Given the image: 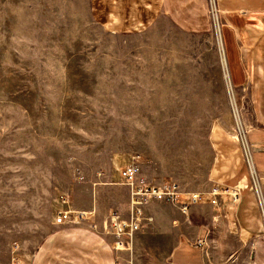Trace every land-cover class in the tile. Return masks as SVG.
I'll use <instances>...</instances> for the list:
<instances>
[{
    "label": "rangeland",
    "instance_id": "1",
    "mask_svg": "<svg viewBox=\"0 0 264 264\" xmlns=\"http://www.w3.org/2000/svg\"><path fill=\"white\" fill-rule=\"evenodd\" d=\"M87 1L0 0V264L27 262L58 226L51 221L64 198L99 215L90 218L95 225L109 212L128 217L118 171L131 155L140 154L154 183L172 180L208 198L222 184L207 179L208 135L228 120L231 135L232 117L211 28L192 36L161 21L111 33L93 21ZM220 22L223 46L221 12ZM221 198L229 199L216 207L201 197L207 206L196 212L204 219L218 209L220 221ZM157 206L143 213L179 212ZM137 232L123 238L124 264ZM198 238L205 250L215 243L214 232Z\"/></svg>",
    "mask_w": 264,
    "mask_h": 264
},
{
    "label": "crops",
    "instance_id": "2",
    "mask_svg": "<svg viewBox=\"0 0 264 264\" xmlns=\"http://www.w3.org/2000/svg\"><path fill=\"white\" fill-rule=\"evenodd\" d=\"M87 2L91 18L107 32L141 33L165 21L187 35L210 33L204 0ZM217 3L223 21V47L232 90L249 129L248 141L255 149L253 161L261 177L264 197V151L261 150L264 146V0H217ZM218 89L222 93L220 82ZM230 129L229 120L210 128L208 142L212 160L207 179L211 183L241 186L237 201L228 208L225 202L229 199L221 198L223 214H217L220 221H215L218 209L212 212L211 218L198 215L196 208L205 206L206 201L205 205L191 204L185 215L161 202L145 203L142 228L134 238L136 251L132 253L131 264H264L261 218L249 188L239 144L229 134ZM201 197L207 200L208 194ZM157 205L179 212L174 215L143 213ZM95 216L99 215L94 214L92 218ZM106 220L97 225L84 222L93 227L83 222L53 226L27 262L23 259L24 264H124L122 249L114 248L115 237L107 229ZM206 230L214 232L215 243L207 245L205 250V244L200 248L194 238ZM219 237H226L228 243H217Z\"/></svg>",
    "mask_w": 264,
    "mask_h": 264
},
{
    "label": "built area",
    "instance_id": "3",
    "mask_svg": "<svg viewBox=\"0 0 264 264\" xmlns=\"http://www.w3.org/2000/svg\"><path fill=\"white\" fill-rule=\"evenodd\" d=\"M205 12L208 19L209 27L214 36L215 45L218 53L220 71L223 78L225 94L228 101V108L232 117V137L238 142L242 155V161L249 178V188L252 190L257 203L259 215L263 226L264 237V197L261 190V177L259 176L253 161L254 147L249 143L247 133L248 126L243 122L241 109L238 107L235 99L229 71L226 64L224 50L221 41V22L220 10L217 0H204ZM264 151V146L261 148ZM143 159L140 154L131 155L126 164L118 171L120 182L128 190V217L121 218L115 212L108 213V220L105 223L110 224L112 233L115 237L114 248L123 249V238H131L132 234L138 230L142 217V206L149 201H158L169 204L177 208L180 213L185 215L191 204L200 203L201 197L197 192H183L175 181L162 180L154 183L148 180L141 171ZM241 186L238 184L228 186L218 184L211 188L208 203L213 206H220L218 199L220 197H229L230 205L237 201L238 193ZM92 211L78 210L69 206V200L64 198L61 201L60 208L52 217V224L76 225L82 222L90 221ZM214 220V219H213ZM217 218L215 219V221ZM195 245L202 248L204 241L201 238L196 239ZM13 249H17L16 246Z\"/></svg>",
    "mask_w": 264,
    "mask_h": 264
},
{
    "label": "bare ground",
    "instance_id": "4",
    "mask_svg": "<svg viewBox=\"0 0 264 264\" xmlns=\"http://www.w3.org/2000/svg\"><path fill=\"white\" fill-rule=\"evenodd\" d=\"M223 47V46H222Z\"/></svg>",
    "mask_w": 264,
    "mask_h": 264
}]
</instances>
